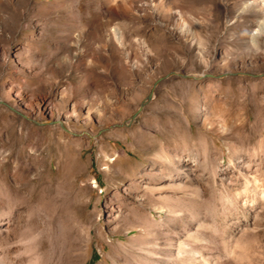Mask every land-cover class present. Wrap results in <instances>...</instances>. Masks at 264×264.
Returning <instances> with one entry per match:
<instances>
[{
  "label": "rangeland",
  "instance_id": "rangeland-1",
  "mask_svg": "<svg viewBox=\"0 0 264 264\" xmlns=\"http://www.w3.org/2000/svg\"><path fill=\"white\" fill-rule=\"evenodd\" d=\"M263 1L0 0V264H264Z\"/></svg>",
  "mask_w": 264,
  "mask_h": 264
},
{
  "label": "bare ground",
  "instance_id": "bare-ground-1",
  "mask_svg": "<svg viewBox=\"0 0 264 264\" xmlns=\"http://www.w3.org/2000/svg\"><path fill=\"white\" fill-rule=\"evenodd\" d=\"M264 2V1H263ZM65 127H66V129H68V130H70V131H73L71 128H69L68 126H66L65 125ZM83 132H85V133H87V130H85V129H82V130H79V134L80 135H84V133ZM91 135V134H90ZM9 236V235H8ZM225 236V235H224ZM6 237V236H5ZM227 237V236H226ZM9 238V237H8ZM224 238V237H223ZM229 239V238H228ZM255 240V239H254ZM5 241V240H4ZM177 241V240H176ZM223 241H224V239H223ZM227 241V240H226ZM236 241H239V240H236ZM256 241V240H255ZM229 242V243H228ZM224 246V248L227 250V252L229 251V252H232V253H236V254H238V256H239V258H240V260H238V261H236V262H238L239 264H242V263H245V261H248V260H250V262L252 261L251 259H250V255L247 253V250H246V253L249 255V259H248V256H246L245 255V253L244 254H242L243 252L241 251L240 253L238 252H236L237 250H236V247H241V246H237V242L235 243V241H232V242H234V243H230V241H228ZM13 243V242H12ZM174 244L176 245V243L174 242ZM239 244V243H238ZM250 244H253V243H250ZM240 245V244H239ZM172 246H173V243H172ZM177 249H176V254H177V257H179L182 261H186V257H185V250H184V247L186 246V243L185 242H183L182 240H179L178 242H177ZM243 247H244V245H243ZM247 247V249H249V248H251V247H249L248 245L246 246ZM246 247H244V248H246ZM238 249V248H237ZM25 251V250H24ZM245 251V250H244ZM8 252H10V250L8 251ZM249 252V251H248ZM260 252H261V250H260ZM259 252V253H260ZM263 252V251H262ZM28 253V252H27ZM250 253V252H249ZM242 254V255H241ZM254 254V253H253ZM2 255H3V253H2ZM243 255H245V256H243ZM254 255H257V254H254ZM261 255V254H260ZM264 255V254H263ZM197 256L200 258V259H196L197 261H198V263H199V261H200V264H210L211 262H209L208 260H207V257L203 254V253H201V252H197ZM234 257V256H233ZM5 258V257H4ZM11 258V257H10ZM14 258V257H13ZM28 258V257H27ZM236 259H237V257H236ZM26 261V260H25ZM25 261H24V263H25ZM29 261H31V260H29ZM28 260L26 261V263L28 264V262H29ZM253 261H254V259H253ZM249 262V261H248ZM248 262H246L247 264H249ZM255 263V262H254ZM252 264H253V262H252Z\"/></svg>",
  "mask_w": 264,
  "mask_h": 264
},
{
  "label": "water",
  "instance_id": "water-1",
  "mask_svg": "<svg viewBox=\"0 0 264 264\" xmlns=\"http://www.w3.org/2000/svg\"><path fill=\"white\" fill-rule=\"evenodd\" d=\"M179 73V72H178ZM180 75H182L183 77H186V78H197L196 75H192V74H188V73H179ZM205 76H216L215 74L213 73H206L204 74ZM161 80V78L157 79L156 82L154 83V87L150 90V92L148 93L146 99H144V101L142 102L141 106L139 107L138 110H136L131 118H130V121H132L140 112L141 110L143 109L144 105H146L154 96V93H155V87L156 85L159 83V81Z\"/></svg>",
  "mask_w": 264,
  "mask_h": 264
}]
</instances>
